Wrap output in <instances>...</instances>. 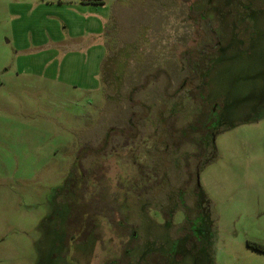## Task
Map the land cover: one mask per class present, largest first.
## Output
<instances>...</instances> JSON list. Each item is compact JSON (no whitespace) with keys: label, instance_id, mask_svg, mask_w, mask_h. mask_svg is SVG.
<instances>
[{"label":"rangeland","instance_id":"374dc122","mask_svg":"<svg viewBox=\"0 0 264 264\" xmlns=\"http://www.w3.org/2000/svg\"><path fill=\"white\" fill-rule=\"evenodd\" d=\"M190 5L219 46L171 97L188 50L212 41ZM133 110L116 158L83 159L88 196L119 194L127 213L106 226L73 199L72 172ZM248 242L264 246V0H0V264H264Z\"/></svg>","mask_w":264,"mask_h":264},{"label":"trees","instance_id":"16d2710c","mask_svg":"<svg viewBox=\"0 0 264 264\" xmlns=\"http://www.w3.org/2000/svg\"><path fill=\"white\" fill-rule=\"evenodd\" d=\"M81 2L82 3H102V0H81ZM188 10H189V14L191 13V15L196 16V17L200 18L201 21L205 22L206 29H207L208 33L210 34V37L212 36V41L210 43H203L196 48L188 50L187 54L184 56L187 74L184 77L183 81L176 88V90L173 91V94H170L171 97L177 95L178 92L182 91V90L190 91L192 86L197 85V82L200 79L199 70H197V68H196L197 62L200 60V58L204 54L212 53V52L216 51L218 49V46H219V36L214 31V27L212 26V21L208 17L204 16L203 12L192 9L191 5L188 6ZM161 71H163L161 68H157L155 70V72H153V76L152 77H146V79L144 81L149 80L150 82H152V80L157 79V77L161 75ZM142 86H143V83L138 84V87H132L131 88L130 97H131V102H132L133 106H135V104H137L136 103L137 101H134L135 99H133L134 95L137 92V89H140ZM141 106L145 108L144 105H141ZM163 118L164 117H162V120H163ZM141 119H142V117L140 115V112L133 110L132 113L130 114L129 118L126 120V127L125 128L118 129L115 126H109L105 132V136H103V138L100 141L98 146L87 145L85 147H80L77 151V156H76V160L78 161L80 168L84 171H88L87 168L85 167L84 163L82 162L83 158L87 157L90 152L98 151L99 153H102V154H103V152H106L107 140L110 138L111 135L113 136L114 134H116L117 131L122 132L125 129L126 131L129 130L131 132V134H134L136 131V126ZM209 122L210 121H207L205 123L204 128L199 127L200 129L197 128V130L206 131L205 129H207L210 125ZM191 125L192 124L189 125L190 126L189 130L196 129V127L191 128ZM206 126H208V127H206ZM184 137L186 138V133L184 135H182V138H184ZM202 137H203L202 140L205 139L204 135H202ZM86 149H88V150H86ZM200 150L195 151L193 153L194 154L198 153V152H200ZM85 186H86V184H84V187ZM98 207H99L98 210L94 209L92 211L93 216L97 213V211L99 213L100 210L104 211V213H105L104 215H106V216L108 215L107 209L109 207H108V205H106L105 202L101 201L99 203ZM108 216H109V219H112V221H113V219L116 221L117 215H114L115 217L114 216L112 217L110 215H108ZM248 243L253 245L257 249L264 250V246L261 244H258V243L255 244V243H251V242H248Z\"/></svg>","mask_w":264,"mask_h":264},{"label":"flooded vegetation","instance_id":"af4514ba","mask_svg":"<svg viewBox=\"0 0 264 264\" xmlns=\"http://www.w3.org/2000/svg\"><path fill=\"white\" fill-rule=\"evenodd\" d=\"M145 79H146V77H145ZM131 91V90H130ZM130 91L128 92V94H130ZM131 98V97H130ZM131 114V113H130ZM130 114L128 115V118H129V116H130ZM127 118V119H128ZM210 126V125H209ZM126 127V123H125V125L124 126H122V127H120V128H125ZM206 127H208V126H206ZM120 128H118V129H120ZM208 128H210V127H208ZM207 128V129H208ZM207 129H205V130H207ZM119 132V131H118ZM211 132V135L212 136H214L215 137V131L214 130H211L210 131ZM123 136H126L127 138H125L124 137V140L119 144V145H123V147H125V146H127V145H129V143L131 142V138H130V135H133V134H131V132L128 130V131H126L125 129H124V131H122V132H120ZM125 133H128V135L127 134H125ZM114 136V135H113ZM208 136V135H207ZM210 136V135H209ZM205 141V140H204ZM207 141H208V143H210V139H208V137H207ZM169 143H170V145H172V147H174L175 149H177V151L180 149V147H181V145H179L178 144V142H180L178 139H175L174 138V140L173 141H168ZM182 142V141H181ZM212 142V141H211ZM100 143V142H99ZM99 143L98 144H96V145H93V146H98L99 145ZM213 144H214V142H212V143H210L208 146H207V150H208V152L207 153H209V152H211L212 151V146H213ZM85 146H87V145H83V146H81V147H85ZM203 144H201V143H199L198 145H197V147H199L200 149H202L203 148ZM106 147H107V152L106 153H111V157H112V159H114V158H116L115 156H113L114 155V151H116V149H117V145L116 144H112L111 142H110V140L108 139L107 140V145H106ZM156 148H158L157 146H156ZM211 148V149H210ZM163 149V148H162ZM86 150H88V149H86ZM157 150V149H156ZM88 152V151H87ZM201 152H203L204 153V151H202L201 150ZM102 154V153H101ZM103 154H105V153H103ZM84 159V158H83ZM83 159H82V162H83ZM153 160V159H152ZM112 161V160H111ZM153 162H154V170H155V178H158V177H160V175H161V173H162V169H163V165L159 162V160L158 159H155V160H153ZM84 163V162H83ZM74 166H75V173L74 172H72L73 174H74V177L72 178V179H74V181L73 182H71V184H74V186L76 185V188L75 189H73L72 188V191L69 189V188H67V189H69L68 191L72 194V196H73V199H75L76 201H80L82 204L85 202L86 203V206L89 208V209H92V210H94V209H96V210H98L99 209V207H97V206H99V203L102 201V202H105L106 203V205H108V209H107V213H108V215H110V216H114V215H117V218H116V221L113 219V221H112V219H109V216L107 215H104L105 213H104V211H99V213H96L93 217H95V216H97V217H95L96 219V221H97V219L99 218H101L100 220L98 219V221H100V223L102 222H104L105 224H106V226H107V224H113L115 227L116 226H118V227H121V226H119V223L120 222H124V221H126V217H125V214H127V213H125L122 209H121V204H118L117 202L118 201H121L120 200V198H119V194H116V195H109V196H106L105 195V193H104V196H102V197H100V196H98V198L97 199H93L91 196H88V188H89V183L90 182H92V181H94L95 180V178L93 177V178H91V176H90V171H84V170H82L81 168H80V166H79V164H78V161L77 160H75V164H74ZM151 167V166H150ZM145 169L146 168H144L143 167V169L142 168H135V171L137 172V173H139V177H141V178H143V181H144V183L146 184V178L148 177L147 176V171H145ZM151 169H152V167H151ZM188 173H190V171H188ZM197 174V173H196ZM173 176H174V174H173ZM81 179V180H83V183H81V185H79L78 184V179ZM168 177H167V181H168ZM155 183H156V181H155ZM84 184H86V186L84 187ZM65 185V184H64ZM124 184L122 183V184H120L119 186L121 187L120 189H122V186H123ZM169 185V184H168ZM170 187H173L172 185H169ZM135 187H136V185H135ZM124 188V187H123ZM147 188V186L145 187V189ZM85 189V190H84ZM136 189H138L137 190V193L139 194V195H142V194H144V193H146V192H144V190L141 188V187H138V188H135V190ZM142 190V191H140L139 192V190ZM122 191H123V193H124V197L123 198H126V195H127V193L129 192V188H125V189H122ZM73 192V193H72ZM144 192V193H143ZM96 193V192H95ZM97 197V194H96V196L94 197V198H96ZM122 198V199H123ZM122 212H121V211ZM120 213H123V214H120ZM90 216V215H89ZM115 217V216H114ZM96 225V224H95ZM100 225V224H99ZM126 227V226H125ZM125 227H123L122 228V230L123 231H125V233L124 234H126L127 232H128V230H126L125 229ZM123 233L121 234V235H117V236H122V235H124ZM143 256V255H142ZM141 256V257H142ZM136 261H138V260H136Z\"/></svg>","mask_w":264,"mask_h":264}]
</instances>
